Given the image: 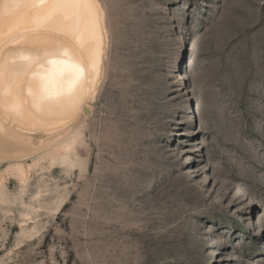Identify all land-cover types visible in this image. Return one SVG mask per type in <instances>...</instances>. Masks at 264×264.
Here are the masks:
<instances>
[{"label": "rangeland", "instance_id": "rangeland-1", "mask_svg": "<svg viewBox=\"0 0 264 264\" xmlns=\"http://www.w3.org/2000/svg\"><path fill=\"white\" fill-rule=\"evenodd\" d=\"M97 1L77 154L0 159V264H264V0Z\"/></svg>", "mask_w": 264, "mask_h": 264}, {"label": "bare ground", "instance_id": "bare-ground-1", "mask_svg": "<svg viewBox=\"0 0 264 264\" xmlns=\"http://www.w3.org/2000/svg\"><path fill=\"white\" fill-rule=\"evenodd\" d=\"M104 30L97 0L18 7L0 0V144L10 148L0 159H15L10 169L21 180L30 155L77 154L72 129L101 78Z\"/></svg>", "mask_w": 264, "mask_h": 264}, {"label": "snow or ice", "instance_id": "snow-or-ice-1", "mask_svg": "<svg viewBox=\"0 0 264 264\" xmlns=\"http://www.w3.org/2000/svg\"><path fill=\"white\" fill-rule=\"evenodd\" d=\"M9 7H18L21 4L25 3H39V4H45L48 2V0H6ZM54 4H65V5H78L80 3V0H51Z\"/></svg>", "mask_w": 264, "mask_h": 264}]
</instances>
